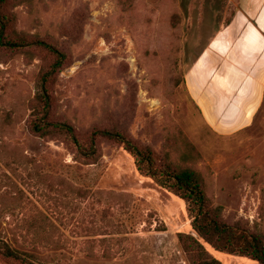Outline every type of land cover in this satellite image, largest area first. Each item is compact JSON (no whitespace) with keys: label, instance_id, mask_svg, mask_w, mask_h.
Segmentation results:
<instances>
[{"label":"rangeland","instance_id":"374dc122","mask_svg":"<svg viewBox=\"0 0 264 264\" xmlns=\"http://www.w3.org/2000/svg\"><path fill=\"white\" fill-rule=\"evenodd\" d=\"M243 0H19L15 28L68 54L53 115L85 139L119 129L202 173L225 220L264 232V101L253 123L214 133L185 75ZM46 53L0 49V237L32 264H193L184 200L142 174L118 142L82 159L60 137L34 136L30 104ZM47 56V55H46ZM188 142L198 150L185 161ZM222 264H258L217 251ZM0 264H19L4 260Z\"/></svg>","mask_w":264,"mask_h":264},{"label":"trees","instance_id":"16d2710c","mask_svg":"<svg viewBox=\"0 0 264 264\" xmlns=\"http://www.w3.org/2000/svg\"><path fill=\"white\" fill-rule=\"evenodd\" d=\"M19 0H0V49L12 54L32 50L46 53L44 65L37 78V92L30 104L28 126L30 132L40 138L60 137L74 147L82 159L97 162L100 157L98 141L113 140L124 146L134 157L137 169L153 178L185 201L192 219L194 234L180 233L179 238L192 256L193 264H222L212 257L203 241L214 249L232 255L245 256L264 264V232L252 230L240 224L228 223L223 207L213 205L201 172L189 164L176 163L171 156L157 153L151 146L140 145L127 133L114 128H97L83 139L74 124L54 117V88L59 73L66 65L68 54L58 44L38 35L20 32L15 28L16 15L11 4ZM232 19L227 20V25ZM183 153L186 161L194 160L198 150L188 142ZM0 256L10 262L32 264V253H25L0 237Z\"/></svg>","mask_w":264,"mask_h":264},{"label":"crops","instance_id":"0c3cea01","mask_svg":"<svg viewBox=\"0 0 264 264\" xmlns=\"http://www.w3.org/2000/svg\"><path fill=\"white\" fill-rule=\"evenodd\" d=\"M206 125L230 135L249 127L264 101V0H243L185 75Z\"/></svg>","mask_w":264,"mask_h":264}]
</instances>
